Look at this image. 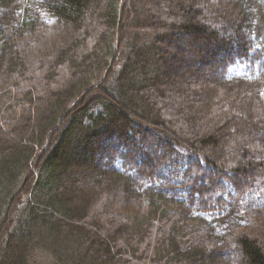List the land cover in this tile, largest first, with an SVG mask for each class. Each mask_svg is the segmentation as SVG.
Here are the masks:
<instances>
[{"label":"trees","instance_id":"obj_1","mask_svg":"<svg viewBox=\"0 0 264 264\" xmlns=\"http://www.w3.org/2000/svg\"><path fill=\"white\" fill-rule=\"evenodd\" d=\"M0 264H264V0H0Z\"/></svg>","mask_w":264,"mask_h":264},{"label":"rangeland","instance_id":"obj_2","mask_svg":"<svg viewBox=\"0 0 264 264\" xmlns=\"http://www.w3.org/2000/svg\"><path fill=\"white\" fill-rule=\"evenodd\" d=\"M148 33V32H147ZM150 34V33H149ZM142 35H143V33H142ZM189 65V64H188Z\"/></svg>","mask_w":264,"mask_h":264}]
</instances>
